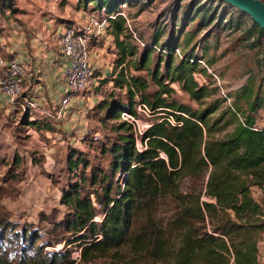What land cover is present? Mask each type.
I'll return each mask as SVG.
<instances>
[{"label":"trees","instance_id":"1","mask_svg":"<svg viewBox=\"0 0 264 264\" xmlns=\"http://www.w3.org/2000/svg\"><path fill=\"white\" fill-rule=\"evenodd\" d=\"M202 1L191 0L183 15V21L189 22L198 16L200 30L214 21L211 18L206 23L204 7L216 3ZM81 2L109 18L121 5L132 6L142 0ZM4 3L0 0V14L10 9ZM217 3L223 10L210 8L211 17L217 15L214 26L238 28V19L246 18L250 23L248 38L264 37V31L248 16ZM227 9L234 11V19ZM193 14L195 18L190 19ZM108 22L116 58L107 79L114 88L124 89V94L122 99L105 103V115L116 121L121 113L136 117L135 108L142 104L153 121L140 134H135L130 124L118 122L114 141L100 146L105 169L90 167L86 174L84 154L70 151L68 170L77 176V182L61 191L60 202L68 212L51 228L63 233L50 234V230L46 240L36 245L40 239L37 231L18 230L0 212V264H258L264 212L251 191L264 188V129L255 127L252 115L264 105L261 92L244 86L236 98L243 101L248 114L241 113L238 118L232 104L209 123L224 100L213 99L215 90L196 80L195 75L203 79L204 70L197 68V57L191 51L181 53L175 61L178 36L173 32L167 35L160 45L162 55L157 54L149 69L150 54L160 35L143 46L137 60L128 62L135 49L124 43L128 39L125 35L124 42L118 38L126 32L123 20L116 16ZM126 65L134 72H146L155 90L148 91V81L129 74ZM172 84L197 108L178 103ZM165 117H171L174 125L162 120ZM42 120H30L27 113L20 118L26 127L51 131L48 121ZM228 125H233L229 134L212 138ZM60 234L69 235L62 248L46 251L63 241ZM73 244L79 249L77 262L70 256Z\"/></svg>","mask_w":264,"mask_h":264},{"label":"rangeland","instance_id":"2","mask_svg":"<svg viewBox=\"0 0 264 264\" xmlns=\"http://www.w3.org/2000/svg\"><path fill=\"white\" fill-rule=\"evenodd\" d=\"M3 1L10 9H4L0 14V36L13 34L15 37L13 42L20 40L25 44L30 38L41 35L40 33L44 31L43 27L73 24L70 20L74 11L84 12L85 18L90 13H98L90 4H83L81 0ZM190 1L142 0V3L132 6L121 5L117 13H122L124 16L120 18L123 20L126 32L120 34L118 38L124 42L125 35L128 39L124 43L135 49V55L127 58L126 61L137 60L143 48L133 39L132 33L143 46L150 44L157 34L160 35L149 58L148 67L152 69L157 54L162 55L160 45L166 40L167 35L173 32L179 38V50L174 53L175 61L181 53L191 51L192 55L197 57L195 59L197 68L204 70L203 79L195 75L196 80L200 83L205 81L209 84V88L215 90L213 99L224 100L219 111L211 115L208 122L216 119L220 110L229 105L231 109L232 104L234 110L239 112L237 115L240 118L241 113L247 112L243 101H238L236 96L241 93L244 86L251 88L252 92L258 89L264 99V62L262 61L264 37L257 38L253 35L248 38L246 31L250 23L246 18L238 19V28L224 29L221 25L214 26L217 15L211 17L213 10L210 8L218 7L219 12L223 10V6L217 3L220 1L217 0H213L216 3L210 2L209 6L204 7L203 18L206 23L211 22V18H214V21L207 28L200 30L197 24L198 16L195 18V14L189 16L190 19L195 18L194 21L189 22L187 19L183 21V15ZM259 1L264 4V0ZM203 2L204 0L201 3ZM227 11H230L233 19L236 17L234 11L229 9ZM66 14L69 17H66ZM208 29L212 31L207 36L205 33ZM109 32V22H107V28L100 39L90 42V47L97 51L95 56L99 67L93 70L88 89L76 97L70 96V106L63 121L59 124L48 121L51 131L22 125L21 114L17 110L20 99L9 102L0 96V212L5 214L6 219L15 224L18 230L27 228L37 231L40 239L36 245L46 240L47 233L54 224L62 221L68 212L60 202V196L61 191L68 188V185L77 182V176L72 175L68 170L67 156L70 151L77 150L84 154L88 162L86 174L90 167L106 168L99 153L100 146H106L114 141L116 135L114 127L118 122L109 120L103 107L112 99H122L124 94V89L114 88L107 79L115 69L113 63L116 58V48ZM129 67L130 65L125 67L129 74L139 75L148 81V91L155 90L146 72H134ZM161 71L162 65H160ZM212 74L220 82L222 93L227 95L229 103L222 98ZM170 87L175 91L173 98L178 103L192 109L197 108L195 103L178 91L175 84ZM33 116L34 119H44L42 121L45 122L47 120L38 114ZM252 116L255 119V127L264 129V105ZM226 120L227 116L221 124ZM135 121L132 128L133 132L138 134L152 123L153 118L136 114ZM232 129L233 125H228L219 132H214L212 138L224 137ZM120 186L122 187L121 182ZM96 208L99 209V206ZM99 219V216L95 217L96 221ZM53 229L50 234L63 233L60 229L56 231ZM61 236L64 239L69 237L67 234H60L59 237ZM259 236L257 261L258 264H264V229ZM64 239L57 242L54 248H45V250H60L68 240ZM76 254L79 255V249L73 244L70 247L71 258L73 259Z\"/></svg>","mask_w":264,"mask_h":264},{"label":"built area","instance_id":"3","mask_svg":"<svg viewBox=\"0 0 264 264\" xmlns=\"http://www.w3.org/2000/svg\"><path fill=\"white\" fill-rule=\"evenodd\" d=\"M116 16L124 17L122 13H116L109 18L104 17L103 11L97 14L90 13L80 24L65 26L61 29L58 35V49L62 96L56 102L49 103L39 100L35 88L24 85V81L28 79L31 73L27 62L2 56H0V96L9 102L20 99L17 103V110L21 115L27 113L29 119H34L33 115L38 114L54 124L61 123L68 113L70 96L76 97L85 92L90 84L93 72L90 61V42L98 41L107 28L108 20H113ZM132 35L133 39L143 47V44L135 38L133 33ZM212 77L216 81L222 98L229 103L227 95L222 93L220 82L215 75L212 74ZM135 109L136 114L151 117L146 106L139 104ZM162 120L169 125H174V120L171 117H165ZM117 122H125L131 126L136 123L135 117L127 113H121ZM135 146L140 147L137 141ZM78 259L79 255L76 254L73 260L77 262Z\"/></svg>","mask_w":264,"mask_h":264},{"label":"crops","instance_id":"4","mask_svg":"<svg viewBox=\"0 0 264 264\" xmlns=\"http://www.w3.org/2000/svg\"><path fill=\"white\" fill-rule=\"evenodd\" d=\"M84 12L74 11L71 15L73 24H80L85 20ZM66 17H69L66 14ZM47 26V24L45 23ZM67 25L56 24L52 27H43V32L36 38H30L28 43L15 40L13 34L0 36V56L18 61H25L30 67V76L24 81L25 86H33L39 100L53 103L62 96L61 67L58 49V35L61 29ZM13 42V43H12ZM91 67L94 70L99 67L96 49L90 47ZM252 198L264 206V188L253 189ZM264 212V208H263Z\"/></svg>","mask_w":264,"mask_h":264},{"label":"water","instance_id":"5","mask_svg":"<svg viewBox=\"0 0 264 264\" xmlns=\"http://www.w3.org/2000/svg\"><path fill=\"white\" fill-rule=\"evenodd\" d=\"M245 14L264 31V4L259 0H217Z\"/></svg>","mask_w":264,"mask_h":264}]
</instances>
